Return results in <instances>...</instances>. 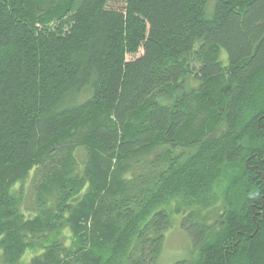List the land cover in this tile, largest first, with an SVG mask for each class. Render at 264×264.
<instances>
[{
    "label": "trees",
    "instance_id": "obj_1",
    "mask_svg": "<svg viewBox=\"0 0 264 264\" xmlns=\"http://www.w3.org/2000/svg\"><path fill=\"white\" fill-rule=\"evenodd\" d=\"M173 214L171 264H264V0H0L1 264H158Z\"/></svg>",
    "mask_w": 264,
    "mask_h": 264
},
{
    "label": "rangeland",
    "instance_id": "obj_2",
    "mask_svg": "<svg viewBox=\"0 0 264 264\" xmlns=\"http://www.w3.org/2000/svg\"><path fill=\"white\" fill-rule=\"evenodd\" d=\"M27 180L24 181L23 186L26 185ZM220 210V207L218 208ZM221 212V211H220ZM210 217L207 219V223L211 224L216 219ZM180 215L173 214L170 218V224L165 232L164 243L162 247V252L158 261V264H171L172 262L188 258L189 251V237L186 235L184 230L180 226ZM31 251H27L22 257L21 264H25L29 257ZM0 264H1V252H0Z\"/></svg>",
    "mask_w": 264,
    "mask_h": 264
}]
</instances>
